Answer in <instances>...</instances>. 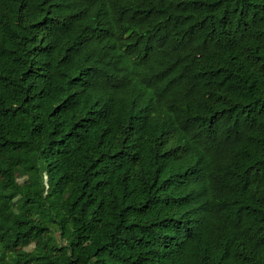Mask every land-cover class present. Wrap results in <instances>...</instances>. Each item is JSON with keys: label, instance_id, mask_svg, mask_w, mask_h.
<instances>
[{"label": "trees", "instance_id": "1", "mask_svg": "<svg viewBox=\"0 0 264 264\" xmlns=\"http://www.w3.org/2000/svg\"><path fill=\"white\" fill-rule=\"evenodd\" d=\"M0 264H264V0H0Z\"/></svg>", "mask_w": 264, "mask_h": 264}]
</instances>
